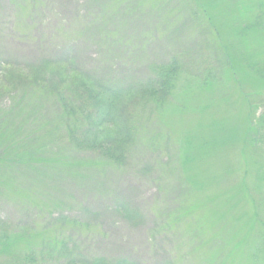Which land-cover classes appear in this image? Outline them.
Wrapping results in <instances>:
<instances>
[{
    "label": "rangeland",
    "instance_id": "374dc122",
    "mask_svg": "<svg viewBox=\"0 0 264 264\" xmlns=\"http://www.w3.org/2000/svg\"><path fill=\"white\" fill-rule=\"evenodd\" d=\"M169 1L0 0V57L4 74L15 82L28 79L32 63L43 64L63 54L77 62L81 73H120L130 79L147 75L146 64L170 58L179 50L187 69L196 67L202 55L201 63L210 64L214 74L207 79L210 86L200 82L206 78L202 77L205 70L199 72L201 77H183L166 106L139 119L136 154L146 156L129 159L123 167L111 161L83 164V175L90 174L88 181L71 177L55 185L49 173L41 179L29 176L31 184L25 180L24 190H18L12 176L2 177L6 187L0 195V219L11 229L9 234L29 231L31 224L38 230L65 215L100 224L98 232L62 229L73 236L84 255L98 253L137 264L172 260H179L175 264H264L260 246L264 242V122L256 124L264 116V105L259 103L264 98V80L253 72L247 74L244 88L249 98L239 93L229 67L219 70L216 59L209 57L211 47L199 33L204 29H195L190 19L171 13L184 0L163 6ZM138 14L144 22L135 17ZM108 16L122 19L124 42L141 49L123 43L102 46L100 35L105 30L99 28ZM186 16L190 18L189 13ZM220 30L221 38L225 35L229 40L226 27ZM106 50L110 55H104ZM21 84L3 90L4 106L13 102ZM137 100L124 101L125 112L130 106L135 110ZM42 105L51 113L53 97ZM214 134L221 147L209 150L208 144L206 150L202 141ZM46 181H50L48 190ZM45 189L46 196L40 197L39 190ZM43 242L40 238L39 246ZM28 244L22 240L15 247L25 250Z\"/></svg>",
    "mask_w": 264,
    "mask_h": 264
},
{
    "label": "trees",
    "instance_id": "16d2710c",
    "mask_svg": "<svg viewBox=\"0 0 264 264\" xmlns=\"http://www.w3.org/2000/svg\"><path fill=\"white\" fill-rule=\"evenodd\" d=\"M185 1L184 4L176 5L171 13L183 15L187 22L190 19V23L194 22L195 29H204L199 33H204L211 47L209 57L216 59L219 70L224 65L229 67L238 84V92L249 98L244 88L247 74L253 72L264 80V0ZM174 3L172 0L163 6H171ZM183 7L189 9H182ZM187 13L190 18L186 16ZM135 17L144 22L141 14ZM122 21L117 20L115 16H108L101 21L99 29L105 30V33L101 32L100 35L102 46L123 43L139 48L132 42H124L126 38L123 36L122 27L125 23L120 25ZM221 26L228 30L229 40L225 35L221 38ZM253 45L255 50L250 48ZM188 51L191 52L190 46ZM259 51L262 53L260 56ZM103 53L110 55L108 50ZM180 55L178 50L170 58L149 62L145 65L147 75L129 79L120 73H81L77 62L63 54V57L47 59L43 64L40 63L41 65L32 63L27 73L28 79L17 82L14 77H6L2 67L4 62L0 57V94L9 86L22 81L20 88L17 85L18 90L12 103L4 106L0 99V195L5 193L6 185L2 177L7 175L12 176L10 178L15 189L24 190L25 180H29L31 184L29 176H34L32 179H41L50 173L55 185L71 177H74V180L88 181L90 174L83 175V164L96 160L101 165H106L111 161L123 167L129 159L146 156L136 154L137 131L139 134L138 128L141 124L139 119L150 113H158L166 106L183 77H201L199 72L202 69L206 71L202 77L206 78L200 80L201 85L210 86L207 79L214 75L210 64L206 67L207 64L201 63L202 55L196 59V67L190 69H187ZM209 57H206V62ZM10 64L12 63H9V66ZM51 65L54 66L52 70L49 69ZM212 66L215 67V64ZM52 97L55 108L53 107L51 113L45 112L42 102ZM136 99V109L130 106L125 112L122 107L124 101ZM259 103L264 105V98ZM260 122H264V116L262 119L260 117L256 124ZM111 126L116 128L109 129ZM214 136L215 134L202 141L206 150L208 144L211 145L209 150L221 147ZM199 153L197 151L196 155ZM86 154H89V157H86ZM95 154L102 159L97 160ZM150 170L147 169L148 172ZM99 178L100 183L104 184L102 177ZM49 183L50 181H46V187ZM40 190L39 196L45 197L48 187L43 193H40ZM120 208L124 209L122 206ZM125 211L122 210L124 214ZM6 224L0 219V264H137L126 258L107 257L98 253L84 255L80 250L82 247L73 241V236L63 234L62 229L71 228L84 231L93 229L98 232L96 228L100 224L96 222L68 219L61 215L56 223L46 224L38 230L31 224L29 231H15L13 234L8 233L11 229ZM66 224H69L68 228ZM40 238L44 239L41 246ZM22 240L29 242V248L17 250L15 245ZM260 246L264 249V242ZM176 262L179 263V260L167 261L165 264Z\"/></svg>",
    "mask_w": 264,
    "mask_h": 264
}]
</instances>
